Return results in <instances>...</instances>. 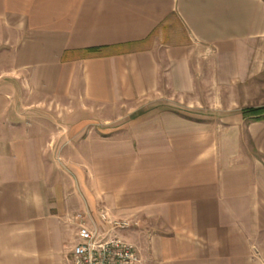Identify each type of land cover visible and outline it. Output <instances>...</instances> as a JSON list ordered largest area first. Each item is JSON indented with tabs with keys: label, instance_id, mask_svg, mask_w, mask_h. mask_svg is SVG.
I'll return each mask as SVG.
<instances>
[{
	"label": "crops",
	"instance_id": "1",
	"mask_svg": "<svg viewBox=\"0 0 264 264\" xmlns=\"http://www.w3.org/2000/svg\"><path fill=\"white\" fill-rule=\"evenodd\" d=\"M260 108L264 0H0V264L102 213L142 264H264Z\"/></svg>",
	"mask_w": 264,
	"mask_h": 264
},
{
	"label": "built area",
	"instance_id": "2",
	"mask_svg": "<svg viewBox=\"0 0 264 264\" xmlns=\"http://www.w3.org/2000/svg\"><path fill=\"white\" fill-rule=\"evenodd\" d=\"M101 223L109 227L88 228L79 223L76 244L70 259L71 264H142L136 248L124 242L116 232L127 227L121 221L110 222L106 214L99 215Z\"/></svg>",
	"mask_w": 264,
	"mask_h": 264
},
{
	"label": "rangeland",
	"instance_id": "3",
	"mask_svg": "<svg viewBox=\"0 0 264 264\" xmlns=\"http://www.w3.org/2000/svg\"><path fill=\"white\" fill-rule=\"evenodd\" d=\"M184 34L185 33L178 24V21L175 18H172L169 22H167L164 26L160 28V30L155 34L151 41L149 40V42L146 43V46L150 45V43H152L154 39H156V41H160L162 44L169 45L183 43L185 39Z\"/></svg>",
	"mask_w": 264,
	"mask_h": 264
},
{
	"label": "trees",
	"instance_id": "4",
	"mask_svg": "<svg viewBox=\"0 0 264 264\" xmlns=\"http://www.w3.org/2000/svg\"><path fill=\"white\" fill-rule=\"evenodd\" d=\"M98 53H100L99 48L87 49L84 52L85 56H94V55H97ZM67 58H68L67 54L66 55L64 54L63 59L66 60ZM245 113L248 115H260L264 113V108L245 111Z\"/></svg>",
	"mask_w": 264,
	"mask_h": 264
}]
</instances>
